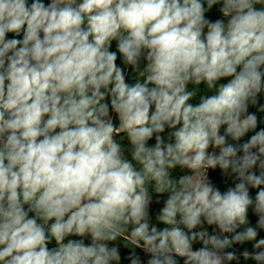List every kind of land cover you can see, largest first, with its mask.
<instances>
[{
    "label": "clouds",
    "instance_id": "obj_1",
    "mask_svg": "<svg viewBox=\"0 0 264 264\" xmlns=\"http://www.w3.org/2000/svg\"><path fill=\"white\" fill-rule=\"evenodd\" d=\"M261 114L264 0H0V264H264Z\"/></svg>",
    "mask_w": 264,
    "mask_h": 264
},
{
    "label": "trees",
    "instance_id": "obj_2",
    "mask_svg": "<svg viewBox=\"0 0 264 264\" xmlns=\"http://www.w3.org/2000/svg\"><path fill=\"white\" fill-rule=\"evenodd\" d=\"M217 8H218V6H214L213 9L209 13H207V15L210 18H212V19L218 18L219 17V13L217 11ZM12 35L13 34H9V37H11ZM115 47H116L115 42H113V49L112 50H115ZM117 63L118 64L120 63V60L119 59H118ZM130 82H133V81H130ZM191 88H192V86H190V90H191ZM203 94H212V93L208 92V90L206 89V86L202 84V85L199 86V93H198V95H203ZM190 102L191 103H198V97L197 98H194ZM250 110L254 111V109H250ZM261 115H264V114H261ZM261 126H264V125H261ZM212 177H213L214 181L216 183L220 184V186L223 188L224 185L221 183V177L219 175V172L212 173ZM252 219H253V222H254L255 221V217L253 216ZM261 235L264 236V233H261ZM244 247H248L250 249V245H245ZM137 251L139 252V250H137ZM122 253L124 255H127V251L124 250V249H122ZM125 264H128V262L125 261ZM242 264H243V262H242ZM248 264H254V262L249 261Z\"/></svg>",
    "mask_w": 264,
    "mask_h": 264
}]
</instances>
